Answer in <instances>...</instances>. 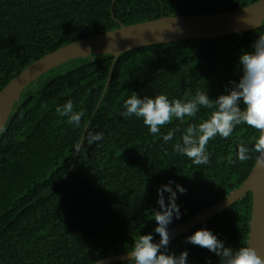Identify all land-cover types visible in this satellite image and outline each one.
<instances>
[{
  "label": "trees",
  "instance_id": "trees-1",
  "mask_svg": "<svg viewBox=\"0 0 264 264\" xmlns=\"http://www.w3.org/2000/svg\"><path fill=\"white\" fill-rule=\"evenodd\" d=\"M256 0H0V90L34 60L72 41L166 15L233 10ZM260 26L243 33L179 40L96 53L66 61L21 92L0 134V264H93L129 252L139 235L152 233L159 210L157 188L169 180L186 189L176 200L181 218L169 230L222 200L249 174L256 153L240 162L236 146L259 132L241 125L206 145L209 162L194 165L174 151L183 129L210 115L173 119L161 127L167 143L142 120L121 116L123 101L165 94L191 99L201 91L215 99L238 80V56L250 50ZM71 100L83 111L81 127L55 113ZM86 131L104 140L76 150ZM175 190V185H173ZM251 193L169 242L188 252L189 264H220L206 249L185 242L200 228L226 246H247ZM167 203V193H165ZM109 264H130L128 260Z\"/></svg>",
  "mask_w": 264,
  "mask_h": 264
},
{
  "label": "clouds",
  "instance_id": "clouds-1",
  "mask_svg": "<svg viewBox=\"0 0 264 264\" xmlns=\"http://www.w3.org/2000/svg\"><path fill=\"white\" fill-rule=\"evenodd\" d=\"M237 63L240 69L239 79L229 81L231 87L226 88L225 94L218 95L215 99L209 98L205 90L183 101L170 100L165 94L140 97L132 92V95L123 101L121 116L142 120L150 134L160 136L162 141L167 143L173 139L176 129L162 134V126L169 124L173 119L183 121L186 118H194L201 109H210L212 111L207 118L198 124H189L183 129L180 142L174 145V151L190 159L194 165L207 164L208 142L217 136L227 139L238 126L246 125L258 130L259 136L250 146L245 143L238 144L235 157L238 161L245 162L254 152L257 159H260L264 157V35H259L252 41L250 50L242 52ZM55 113L68 125L74 128L81 127L84 113L75 110L71 100L56 106ZM103 140V132L86 131L75 147L79 151ZM156 191L159 210L154 211L153 220L156 226L153 231L159 236V241L154 242L152 233L139 235L127 254V260L130 264H189V254L186 250L179 254L168 251L169 225L174 218L176 220L181 218L176 203L178 193L182 195L186 189L169 180ZM185 242L213 253L219 258L220 264H264V257L254 247L226 246L207 228L197 229L185 237ZM205 264H211L210 258H206Z\"/></svg>",
  "mask_w": 264,
  "mask_h": 264
},
{
  "label": "water",
  "instance_id": "water-1",
  "mask_svg": "<svg viewBox=\"0 0 264 264\" xmlns=\"http://www.w3.org/2000/svg\"><path fill=\"white\" fill-rule=\"evenodd\" d=\"M263 19L264 0H256L224 12L166 15L133 24L120 23L117 28L64 44L31 62L0 90V134L24 88L66 61L96 53H111L115 59L122 52L145 45L243 33L260 26ZM246 192L251 193L252 200L247 246L264 257V157L256 158L247 177L222 200L169 230V242L230 206ZM158 241L159 237L154 239ZM127 254L106 256L93 264L127 260Z\"/></svg>",
  "mask_w": 264,
  "mask_h": 264
}]
</instances>
